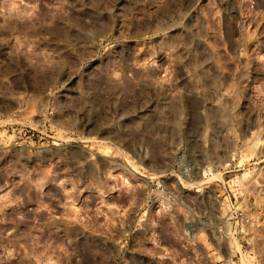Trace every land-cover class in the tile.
Here are the masks:
<instances>
[{
	"label": "rangeland",
	"instance_id": "1",
	"mask_svg": "<svg viewBox=\"0 0 264 264\" xmlns=\"http://www.w3.org/2000/svg\"><path fill=\"white\" fill-rule=\"evenodd\" d=\"M0 264H264V0H0Z\"/></svg>",
	"mask_w": 264,
	"mask_h": 264
}]
</instances>
